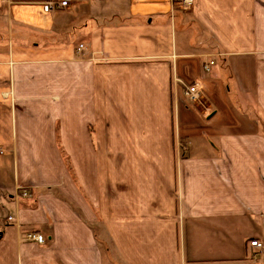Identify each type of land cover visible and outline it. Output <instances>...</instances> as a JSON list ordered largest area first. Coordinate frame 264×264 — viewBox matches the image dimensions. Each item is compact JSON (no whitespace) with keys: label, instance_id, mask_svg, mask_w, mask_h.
<instances>
[{"label":"crops","instance_id":"crops-1","mask_svg":"<svg viewBox=\"0 0 264 264\" xmlns=\"http://www.w3.org/2000/svg\"><path fill=\"white\" fill-rule=\"evenodd\" d=\"M45 1L0 0V264H264V0Z\"/></svg>","mask_w":264,"mask_h":264},{"label":"built area","instance_id":"built-area-1","mask_svg":"<svg viewBox=\"0 0 264 264\" xmlns=\"http://www.w3.org/2000/svg\"><path fill=\"white\" fill-rule=\"evenodd\" d=\"M4 1V0H2ZM194 0H178V2L183 3V5L185 6H191L193 4ZM68 1L67 0H50V1H45L43 3V9L46 13H50L52 11L58 10V9H63L66 8L68 6ZM83 46L81 45V48ZM214 65V61L208 62L206 64H204L203 69L206 72H210L211 71V66ZM182 84V88H183V93L184 96L187 98V100H189L192 103H196L198 102L201 97V86L199 85V83H193L191 84H185V83H180ZM26 196V194H24ZM44 237L41 234H37V233H29L27 234V241L30 242H35L38 244H44ZM250 246L253 248L260 250L264 249V245L261 244L258 240H254L251 241Z\"/></svg>","mask_w":264,"mask_h":264},{"label":"bare ground","instance_id":"bare-ground-1","mask_svg":"<svg viewBox=\"0 0 264 264\" xmlns=\"http://www.w3.org/2000/svg\"><path fill=\"white\" fill-rule=\"evenodd\" d=\"M23 193V192H22ZM27 241V240H26Z\"/></svg>","mask_w":264,"mask_h":264}]
</instances>
